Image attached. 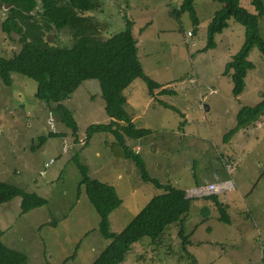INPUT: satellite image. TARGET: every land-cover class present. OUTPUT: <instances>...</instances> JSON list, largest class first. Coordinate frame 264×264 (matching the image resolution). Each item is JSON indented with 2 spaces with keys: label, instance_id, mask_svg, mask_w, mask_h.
<instances>
[{
  "label": "rangeland",
  "instance_id": "rangeland-1",
  "mask_svg": "<svg viewBox=\"0 0 264 264\" xmlns=\"http://www.w3.org/2000/svg\"><path fill=\"white\" fill-rule=\"evenodd\" d=\"M250 1L242 0L241 5L253 12ZM99 3V9L90 13L100 21L99 38L104 41L124 31L128 17L135 23L133 34L139 41L146 74L176 91L173 96L150 97L146 85L136 80L124 92L128 97L126 108L136 124L152 130L150 136L128 142L141 146L150 176L186 195L190 189L212 182L228 179L232 183V189L216 194L227 205L231 225L220 223L217 210L212 208L207 224H202L206 217L200 212L201 205L207 200L202 195L191 198L184 234L195 233L188 251L196 264H262L264 118L259 121L258 136L238 133L230 144L223 142L224 135L236 125L238 111L264 99V59L260 52L255 49L250 55L255 69L248 74L243 94L235 98L231 79L223 72L244 43V27L229 21V28L216 37L217 48L202 52L220 4L195 1L200 26L193 37L194 25L188 14L180 22L169 16L182 0ZM5 16L6 8L0 5V55L10 58L19 51V44L16 35L2 33ZM46 39L54 45L68 44L72 35L51 34ZM142 45L148 57L142 56ZM35 91L36 83L18 74L13 75L11 87L0 80V180L37 193L49 204L25 215L21 214L19 198L0 205V226L5 234L2 241L27 254L28 264H64L75 253V258L65 264H92L110 241L100 235L99 217L83 187L79 193L82 177L73 157L78 153L90 176L113 186L122 199V206L110 216L115 234L122 232L161 191L143 182L132 162L111 155L105 145L114 141L111 135L97 134L85 147L87 127L109 122L97 81L84 82L64 102L78 123V143L59 117L35 99ZM158 101L175 107L184 117ZM49 133H64L66 138H48L41 143ZM221 155L231 158L223 161ZM51 160L55 162L46 168ZM230 162L234 165L232 173L227 168ZM179 230L176 225L168 228L160 244L143 239L132 247L124 264H193L182 250ZM88 232L91 234L85 236Z\"/></svg>",
  "mask_w": 264,
  "mask_h": 264
},
{
  "label": "trees",
  "instance_id": "trees-1",
  "mask_svg": "<svg viewBox=\"0 0 264 264\" xmlns=\"http://www.w3.org/2000/svg\"><path fill=\"white\" fill-rule=\"evenodd\" d=\"M195 1L182 0L179 7L169 11V16L177 22L181 21L184 14L189 15L194 25L193 37L200 26ZM212 1L222 7L214 24L207 30V44L202 52L217 48L216 37L229 28V21L233 20L245 29L241 49L226 64L223 72V76L231 79L232 95L239 98L246 89L249 72L255 69L250 55L257 49L264 59V0L250 1L253 12L241 5L242 0ZM0 5L6 8L1 31L9 36L16 35L19 44V51L12 57L0 55V80L3 84L11 87L14 74L34 81L35 99L48 106L51 112L59 117L78 143V123L64 102L70 100L84 82L97 81L109 122L87 127L85 147L97 134L111 135L114 141L105 144L111 155L115 159L132 162L142 181L161 191V194L154 196L122 232L115 234L111 231L110 216L122 206V199L113 186L90 176L89 167L81 161L78 153L73 157L72 160L82 177L79 193L83 187L99 217L98 231L105 240L110 241L92 264H124L135 244L145 238L150 239L152 245L160 244L166 230L174 225L180 228L182 250L192 258V263L196 264V258L188 251L192 235L184 234V221L191 211V198H187L185 191L172 184H162L152 178L141 152L135 150L137 146L128 145L130 141H140L150 136L152 130L136 124L126 108L128 97L124 92L136 80H141L148 88L150 97L176 95V91L165 88L146 74L139 57L138 39L133 34L135 23L125 17V30L103 41L99 38L102 28L100 21L92 15L99 9V0H0ZM148 26L147 24L140 29L139 33L142 34ZM65 32L72 35L68 44L54 45L46 39L51 34L57 37ZM158 90L161 91L156 94ZM158 102L184 117L175 107L162 101ZM263 117L264 99L255 106H243L236 115V125L224 135L223 142L230 143L236 134L253 126ZM183 125L184 122H181L180 128H183ZM48 138H66V135L49 133L41 143L44 144ZM224 164L226 168V163ZM228 166L234 169L231 163ZM261 176H264V173ZM17 198L20 199L22 215L49 204L47 199L37 193L27 192L0 180V205L9 204ZM203 198L213 203L220 223L232 224L227 205L219 201L216 194ZM200 212L206 217L202 224L207 223L210 208L204 206ZM90 234L88 232L85 236ZM4 235L0 226V264H28L27 254L4 244ZM75 256L76 253L67 258L64 264ZM261 261L264 264V253Z\"/></svg>",
  "mask_w": 264,
  "mask_h": 264
},
{
  "label": "crops",
  "instance_id": "crops-1",
  "mask_svg": "<svg viewBox=\"0 0 264 264\" xmlns=\"http://www.w3.org/2000/svg\"><path fill=\"white\" fill-rule=\"evenodd\" d=\"M138 44H139V41H138ZM142 50H143V53H142V56H144V57H148V54H146L145 53V48H144V45H142ZM139 57H140V50H139ZM141 58V57H140ZM132 86V85H131ZM163 86L165 87V88H167V89H169L168 87H169V85H164L163 84ZM131 88V87H130ZM161 90H158V91H156V94H158L159 92H160ZM162 96H166V95H162ZM157 97H160L159 95H157ZM264 118V117H263ZM258 125V126H257ZM251 132H253L255 135H259L260 133H261V131H260V129H259V121L258 122H256L253 126H251V127H249L248 129H246V130H243V131H241V132H239V133H243V134H245V135H249ZM254 135V136H255ZM252 136V135H251ZM235 137V136H234ZM232 141V140H231ZM228 144H230V143H228ZM136 148H139L140 149V152L142 151V149H141V146H137ZM221 158L223 159V161H225V159H230L231 157L230 156H222L221 155ZM226 163V162H225ZM231 163V162H230ZM233 163H235V162H233ZM223 164H224V162H223ZM232 164V163H231ZM226 173V172H225ZM226 175H227V173H226ZM227 181H229L228 179H225V180H222V182H220V183H218V182H212V183H209L208 185H211V184H217V185H221L222 183H224V182H227ZM207 185V186H208ZM207 186H202V187H207ZM199 188V187H198ZM233 188V186L231 187V189ZM190 190H193V189H190ZM222 190H220L219 192H221ZM218 192V193H219ZM215 194H217V193H215ZM204 206H208L210 209L212 208L213 210H215V207H214V205H213V203L211 202V201H206V203H204V204H202L201 205V207H204ZM205 224H207V223H205ZM241 224H243V223H241ZM241 224H240V226H241ZM194 234L195 233H193V235H192V237L194 236ZM191 237V238H192ZM262 242L263 241H261V244H262ZM191 245H192V243H191Z\"/></svg>",
  "mask_w": 264,
  "mask_h": 264
},
{
  "label": "built area",
  "instance_id": "built-area-1",
  "mask_svg": "<svg viewBox=\"0 0 264 264\" xmlns=\"http://www.w3.org/2000/svg\"><path fill=\"white\" fill-rule=\"evenodd\" d=\"M135 150L137 152L140 151L139 148H135ZM54 161L51 160L49 164H46L45 167H49L51 164H53ZM228 170H232L231 173L233 172L234 169L230 168L228 166ZM232 187V183L230 181L228 182H224L221 185H217V184H211L208 185L207 187H200V188H195L193 190H190L187 195L189 198H197L199 195H202V197L204 196H209L215 193H218L220 190L224 191V190H230Z\"/></svg>",
  "mask_w": 264,
  "mask_h": 264
},
{
  "label": "clouds",
  "instance_id": "clouds-1",
  "mask_svg": "<svg viewBox=\"0 0 264 264\" xmlns=\"http://www.w3.org/2000/svg\"><path fill=\"white\" fill-rule=\"evenodd\" d=\"M187 197H188V195H187ZM189 198V197H188Z\"/></svg>",
  "mask_w": 264,
  "mask_h": 264
},
{
  "label": "water",
  "instance_id": "water-1",
  "mask_svg": "<svg viewBox=\"0 0 264 264\" xmlns=\"http://www.w3.org/2000/svg\"><path fill=\"white\" fill-rule=\"evenodd\" d=\"M188 198V197H187Z\"/></svg>",
  "mask_w": 264,
  "mask_h": 264
}]
</instances>
